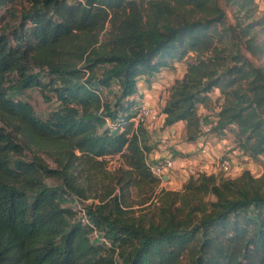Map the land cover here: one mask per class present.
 <instances>
[{
	"label": "trees",
	"instance_id": "trees-1",
	"mask_svg": "<svg viewBox=\"0 0 264 264\" xmlns=\"http://www.w3.org/2000/svg\"><path fill=\"white\" fill-rule=\"evenodd\" d=\"M225 6L232 9L228 21ZM255 0H0V264H264V172L190 175L162 189L136 125L138 81L189 59L163 125L201 134L200 106L219 90L212 131L264 157V13ZM59 103L47 117L22 98ZM79 152V153H78ZM120 154V195L87 199L79 165ZM152 202L132 208L131 187ZM150 198V197H149Z\"/></svg>",
	"mask_w": 264,
	"mask_h": 264
},
{
	"label": "rangeland",
	"instance_id": "rangeland-1",
	"mask_svg": "<svg viewBox=\"0 0 264 264\" xmlns=\"http://www.w3.org/2000/svg\"><path fill=\"white\" fill-rule=\"evenodd\" d=\"M257 5V13L260 15L261 13H264V0H255ZM222 5L224 3L222 2ZM225 6V5H224ZM228 13V21L234 22V14L231 8L225 6ZM190 59V58H189ZM189 59H185L182 62H177L175 64L174 69H165L162 70L160 73H158L153 80L151 81V84H148L144 77L140 78L138 81V89L144 88V87H151L153 84H160V97L161 99L164 97V100L160 101V105L152 107L147 104L149 109L156 112L157 115L160 117L162 115V107L164 105V101H166L167 97L170 94V88L173 84L172 81H175L177 77H181L186 69V63L189 61ZM172 82V83H171ZM22 98L29 101L34 109L36 110L37 114L43 117H47V115L56 109L59 105V103L55 100L53 96H50V98H45L43 93L39 89H29L24 92L22 95ZM221 96L219 90H214L210 93V101L208 105H201L200 106V116L202 119H204L205 122L208 123H214L215 116L217 114V111L221 104ZM142 104V103H141ZM144 104V103H143ZM159 121V118L158 120ZM156 122V121H155ZM154 122V123H155ZM151 125V124H149ZM147 126V128L149 127ZM213 137H219L220 141L223 140H229L231 141L230 147L228 145L225 146L224 149L221 150L223 153V157L233 158L234 163H236V169L230 173L229 175H225L227 177H236L240 173L243 172V170H250L255 176H259L264 172V157L261 156L257 160H253L252 158L246 159L242 156V153L239 154L237 152V146L235 145L233 141V134L229 131L224 132L222 135H218L216 132L212 131ZM181 142H185V139L181 137ZM171 149H173L171 147ZM239 149V148H238ZM240 150V149H239ZM175 153V157L179 156V151L173 150ZM234 152V154H233ZM79 153V152H78ZM188 153L184 154V156H187L189 158L190 155H187ZM232 155V156H231ZM186 158V157H185ZM105 163H100L96 166V168H88L84 167L82 163L79 165V180L81 186L85 189L86 194L89 195V198H79L78 200V206H84L89 205L91 203H100V198L96 197V194L98 193H112L111 196H113L115 193L120 195L121 189L117 186V173H124L128 169L124 158L120 155H113L108 156L105 158ZM190 160V159H187ZM148 161H151L148 157ZM202 159L200 158L197 160V162L189 163V161L185 160L184 163L181 164V167L176 170V168L171 171L170 175H172V179L169 181H161L157 187H156V193L161 192L162 189L164 190H171V191H178L182 189L183 183L188 178V175H198L201 172H205L201 166H202ZM240 164V165H238ZM215 168V167H214ZM212 169V168H211ZM209 169L208 171H212ZM207 173V172H206ZM169 175V176H170ZM150 197V198H149ZM152 195L150 194V190H148L147 187H131L130 189V195H129V201L131 202L132 208H138L140 207V204L142 202H145L147 199V204L152 202L151 199Z\"/></svg>",
	"mask_w": 264,
	"mask_h": 264
},
{
	"label": "crops",
	"instance_id": "crops-1",
	"mask_svg": "<svg viewBox=\"0 0 264 264\" xmlns=\"http://www.w3.org/2000/svg\"><path fill=\"white\" fill-rule=\"evenodd\" d=\"M161 87L160 84L152 83L151 87L140 88L138 96L140 104L144 103L152 107L160 105V101L164 100V97L162 99L160 97ZM163 117L164 114L162 113L159 121L152 123L148 127V131L150 133V144L153 147L149 153V159L151 161H154L162 156L172 155L175 158L176 162L175 168L176 170H178V168L181 167V164L184 163V160L185 163L186 161H189V163L194 162L195 164V162H197V160L201 158L203 160L201 167L206 170L205 172H207L208 174L216 172L214 168L215 162L220 157H223V153L221 152V150L224 149L226 145L230 147L229 143L231 141L227 139L220 141L219 137H213V134H210L207 137H204L202 134H200L196 140L187 141L185 138V122L179 121L171 126H164ZM181 137L185 139V142H181L183 141L181 140ZM163 138L168 139L169 142V146L165 151L160 150L158 147L160 140ZM203 146L206 147L205 152L201 151ZM171 147L173 149H171ZM173 150L177 152L179 151V156L175 157V153L173 152ZM237 152L241 154L242 151L237 148ZM186 153H188L187 155H190L189 158L187 156H184V154ZM242 156L247 159V157H245L244 155ZM209 169H211L212 171H208ZM189 176L190 175H188V177ZM170 179H172V175L168 176L166 180L169 181Z\"/></svg>",
	"mask_w": 264,
	"mask_h": 264
},
{
	"label": "built area",
	"instance_id": "built-area-1",
	"mask_svg": "<svg viewBox=\"0 0 264 264\" xmlns=\"http://www.w3.org/2000/svg\"><path fill=\"white\" fill-rule=\"evenodd\" d=\"M160 118L156 112L149 109V107L145 104H140L138 113L136 117L134 118V121L136 125L143 124L145 126H148L149 124L154 123L155 121ZM212 127L213 124L205 122L204 119H201L200 121V128H201V134L204 137L209 136L212 134ZM169 146L168 139H161L159 142V149L162 151H165L166 148ZM206 147L203 146L202 152H205ZM236 164L233 161V158L228 157H220L215 162V170L216 172H221L224 175H229L236 169ZM148 166L150 168V171L158 177L161 181H165V176H169L171 171H173L176 167L175 158L172 155H166L162 156L154 161H148Z\"/></svg>",
	"mask_w": 264,
	"mask_h": 264
},
{
	"label": "water",
	"instance_id": "water-1",
	"mask_svg": "<svg viewBox=\"0 0 264 264\" xmlns=\"http://www.w3.org/2000/svg\"><path fill=\"white\" fill-rule=\"evenodd\" d=\"M164 178H165V179H167V178H168V176H165Z\"/></svg>",
	"mask_w": 264,
	"mask_h": 264
},
{
	"label": "clouds",
	"instance_id": "clouds-1",
	"mask_svg": "<svg viewBox=\"0 0 264 264\" xmlns=\"http://www.w3.org/2000/svg\"><path fill=\"white\" fill-rule=\"evenodd\" d=\"M166 180V179H165Z\"/></svg>",
	"mask_w": 264,
	"mask_h": 264
}]
</instances>
